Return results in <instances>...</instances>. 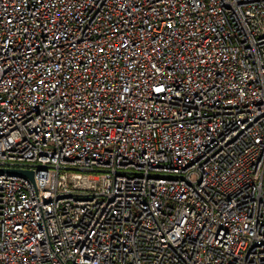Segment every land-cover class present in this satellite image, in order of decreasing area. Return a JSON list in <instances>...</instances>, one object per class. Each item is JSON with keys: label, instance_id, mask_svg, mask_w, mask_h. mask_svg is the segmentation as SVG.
Segmentation results:
<instances>
[{"label": "built area", "instance_id": "built-area-1", "mask_svg": "<svg viewBox=\"0 0 264 264\" xmlns=\"http://www.w3.org/2000/svg\"><path fill=\"white\" fill-rule=\"evenodd\" d=\"M0 264H264V0H0Z\"/></svg>", "mask_w": 264, "mask_h": 264}, {"label": "water", "instance_id": "water-1", "mask_svg": "<svg viewBox=\"0 0 264 264\" xmlns=\"http://www.w3.org/2000/svg\"><path fill=\"white\" fill-rule=\"evenodd\" d=\"M22 173L26 174L28 177L32 179V172L30 171H22Z\"/></svg>", "mask_w": 264, "mask_h": 264}]
</instances>
